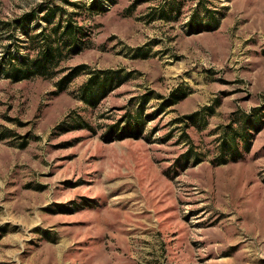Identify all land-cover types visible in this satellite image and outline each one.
<instances>
[{
  "label": "rangeland",
  "instance_id": "1",
  "mask_svg": "<svg viewBox=\"0 0 264 264\" xmlns=\"http://www.w3.org/2000/svg\"><path fill=\"white\" fill-rule=\"evenodd\" d=\"M0 264H264V0H0Z\"/></svg>",
  "mask_w": 264,
  "mask_h": 264
},
{
  "label": "trees",
  "instance_id": "2",
  "mask_svg": "<svg viewBox=\"0 0 264 264\" xmlns=\"http://www.w3.org/2000/svg\"><path fill=\"white\" fill-rule=\"evenodd\" d=\"M42 33L43 32H41V34ZM77 36L78 28L72 24L71 21L66 20L61 28V31L57 32L56 38L53 41L54 43H46L47 46L44 49L36 51V53L28 59H14L11 63H9L7 69L4 71V74L13 80H19L28 78L34 74L44 73L47 70V64L51 62L54 54H58L59 47H68L71 45L73 48ZM87 82L88 88L90 87L91 83L90 81ZM88 94L91 96V93Z\"/></svg>",
  "mask_w": 264,
  "mask_h": 264
}]
</instances>
